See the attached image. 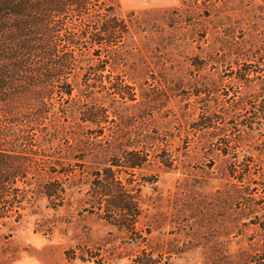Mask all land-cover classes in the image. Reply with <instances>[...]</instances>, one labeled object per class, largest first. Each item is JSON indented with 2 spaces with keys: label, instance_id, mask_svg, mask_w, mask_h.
I'll return each instance as SVG.
<instances>
[{
  "label": "rangeland",
  "instance_id": "1",
  "mask_svg": "<svg viewBox=\"0 0 264 264\" xmlns=\"http://www.w3.org/2000/svg\"><path fill=\"white\" fill-rule=\"evenodd\" d=\"M117 2L126 37L104 72L83 59L39 139L73 168L65 203L24 200L0 223V264H131L147 248L169 264H250L264 253L251 224L264 215V0ZM134 150L148 162L122 175L143 214L133 242L88 192L94 171Z\"/></svg>",
  "mask_w": 264,
  "mask_h": 264
},
{
  "label": "trees",
  "instance_id": "2",
  "mask_svg": "<svg viewBox=\"0 0 264 264\" xmlns=\"http://www.w3.org/2000/svg\"><path fill=\"white\" fill-rule=\"evenodd\" d=\"M189 1L209 7L224 0ZM119 8L117 0H0V223L19 220L24 200L36 195L63 207V176L68 178L73 168L53 161L43 148L49 141L45 121L58 113L57 102L72 96L73 76L84 71L83 59L96 56L102 62L100 69L87 70L89 75L104 72L108 62L102 57L128 33ZM147 162L139 150L124 151L90 179L93 210L133 242L142 233L143 214L133 185L122 175L134 176ZM236 172L232 168L231 177ZM237 178L244 184V174ZM251 224L264 234V215ZM132 257L131 264H169L148 248ZM251 258L250 264H264V253Z\"/></svg>",
  "mask_w": 264,
  "mask_h": 264
}]
</instances>
